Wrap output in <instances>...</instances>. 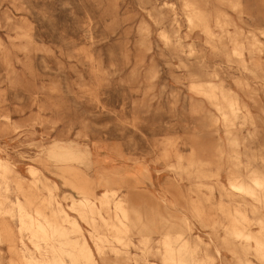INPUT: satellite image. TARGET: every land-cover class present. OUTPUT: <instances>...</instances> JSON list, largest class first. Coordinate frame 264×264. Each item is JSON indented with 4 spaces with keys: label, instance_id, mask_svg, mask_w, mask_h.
<instances>
[{
    "label": "rangeland",
    "instance_id": "1",
    "mask_svg": "<svg viewBox=\"0 0 264 264\" xmlns=\"http://www.w3.org/2000/svg\"><path fill=\"white\" fill-rule=\"evenodd\" d=\"M184 4L0 0V159L11 168L5 176L0 170V200L5 211L13 210L0 214V229L4 224L19 233L14 202L26 197L17 183L37 202L49 197L48 185L82 228L80 235L66 224L70 237L86 239L98 264H165L158 252L167 233L175 247H199L184 256L190 264H264L255 240L231 233L243 215L238 227L264 243V200L230 191L228 179L264 180V52L255 55L263 70L253 72L243 68L230 41L240 28L264 43V0H198L206 23L192 24ZM217 14L232 21L224 32L216 26ZM255 57H243L250 69ZM208 74L237 95L240 110L230 134L223 120L214 123L216 107L193 89ZM216 93L223 103L221 91ZM56 144L91 152L72 165L91 182L96 203L113 190L101 209L110 225L96 213L90 225L68 207L81 195L48 157ZM119 201L129 209L132 228L121 240L112 228ZM149 221L151 233L143 230ZM96 242L104 247L102 256ZM13 259L0 239V264Z\"/></svg>",
    "mask_w": 264,
    "mask_h": 264
},
{
    "label": "bare ground",
    "instance_id": "2",
    "mask_svg": "<svg viewBox=\"0 0 264 264\" xmlns=\"http://www.w3.org/2000/svg\"><path fill=\"white\" fill-rule=\"evenodd\" d=\"M184 3L185 7L191 11L187 16L190 24H192L194 20L206 23L205 13L199 7L200 4H198V0H184ZM231 22L232 21L229 17L222 14L216 15V26L223 32L226 31L227 26H229ZM204 31L206 34L210 36L212 35L211 28L207 24L204 26ZM230 37H232L230 41L233 44L232 53L239 57L243 68L252 70L253 72H255V70H263L260 59H256L255 55L256 53L260 54L264 52V43H262L255 34L246 35L240 28H236L235 34ZM246 52L250 56L255 57L256 62L253 69H250L246 64V60L243 59ZM184 67L187 66L185 65ZM190 74L194 76V73L190 72ZM207 77L208 79L206 82L202 81L197 83L193 86V89L200 94H203L216 107L220 117L214 119V123L217 124L219 120H223L224 125L230 134V124L233 122V117H236L240 110L237 95L230 90H226L223 86H220L221 88L218 87L217 84L212 81V78L215 77L213 74H208ZM216 90L221 91L223 103L218 101ZM232 143L236 144V140H232ZM90 155L91 152L89 150H81L74 146H63L58 144L54 145L48 152V157L60 163L61 167H59V171L61 178L64 179L67 184L71 185L79 195H81L80 199H74L72 204L68 207L73 211H77L80 214L81 219L90 225L95 224L96 222V218L93 216L95 213L99 215L107 225H110L101 215V209L108 207L109 195L113 190L107 189L102 192L101 195L97 196L99 205L95 202V194L91 188V182L72 165L74 162L77 163L88 160ZM0 170L3 171L4 176L11 172L9 165L1 159ZM30 171L35 174L32 169ZM229 176L230 175H228V177ZM228 179L230 191L257 197L258 200H264V180L259 176L253 177L252 184H246L235 177H229ZM102 182H104L103 185L107 188H109L112 183L110 178H105ZM44 188L48 190L50 195L48 198L40 199L37 202L36 199L38 197L31 194L26 195V190L22 184L17 183V190L26 197L25 201L17 200L14 202V210L19 217L21 227L19 233L15 234L8 228V226L3 224L0 229V239H5L12 255L15 256L17 260H21L23 264H98L95 253L86 239H82L81 242H76L70 237V232L66 227V224H70L73 231L81 235L82 228L80 224L71 217L60 202L56 200V197L51 194L52 187L44 185ZM115 208L117 213L120 214L116 215L117 223L112 224V228L116 230V235H114L113 238L121 240L123 239V235L132 231V228L127 224L128 221H130L128 214L129 209L123 201L117 202ZM4 212L13 213V210L7 209V211H5L4 201L0 200V214H3ZM235 219L237 224L243 223V221L246 220L243 215H240ZM136 220H138V222L142 221L140 215H137ZM150 224V221L148 223L143 222V230L151 233L153 230ZM237 224H235V227L232 229V235L246 240H255L257 242V252L264 257V243L260 237L252 235L244 229H240ZM24 232L28 233V239L33 243L35 250L28 248L27 243L24 241L26 236ZM91 237L98 240L104 239L98 236H93L92 233ZM105 238L107 237L105 236ZM172 238L173 236L170 233L165 234L163 242L164 250L158 252V254L164 257V263L190 264L184 259V256L187 254L192 256L197 254L199 247L197 246L189 252L187 249L188 246H190L189 243H185L178 248L174 246ZM178 238L179 237H176L175 239L178 240ZM41 241L45 243L44 246H41ZM95 245L97 253L102 256L104 247L98 242H96ZM66 247H71V249ZM216 253L220 255L219 250H216ZM38 255L40 256L38 257ZM63 256L70 257V263L66 262ZM17 260L13 259L12 264ZM149 264L156 263L149 262Z\"/></svg>",
    "mask_w": 264,
    "mask_h": 264
},
{
    "label": "crops",
    "instance_id": "3",
    "mask_svg": "<svg viewBox=\"0 0 264 264\" xmlns=\"http://www.w3.org/2000/svg\"><path fill=\"white\" fill-rule=\"evenodd\" d=\"M157 196H158L159 198H161V199L163 198V197H161L160 195H157ZM170 200H171V199H170Z\"/></svg>",
    "mask_w": 264,
    "mask_h": 264
}]
</instances>
